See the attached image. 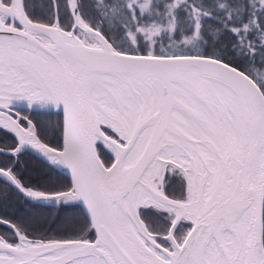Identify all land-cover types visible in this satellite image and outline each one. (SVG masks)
<instances>
[{
  "label": "snow or ice",
  "instance_id": "snow-or-ice-1",
  "mask_svg": "<svg viewBox=\"0 0 264 264\" xmlns=\"http://www.w3.org/2000/svg\"><path fill=\"white\" fill-rule=\"evenodd\" d=\"M0 264H264V0H0Z\"/></svg>",
  "mask_w": 264,
  "mask_h": 264
}]
</instances>
